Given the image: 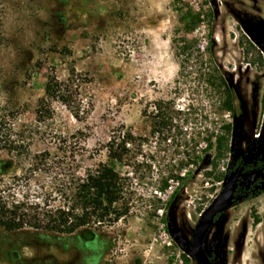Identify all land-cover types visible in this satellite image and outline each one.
<instances>
[{
    "label": "rangeland",
    "instance_id": "374dc122",
    "mask_svg": "<svg viewBox=\"0 0 264 264\" xmlns=\"http://www.w3.org/2000/svg\"><path fill=\"white\" fill-rule=\"evenodd\" d=\"M72 69L80 81L70 104L39 107L48 74L64 80ZM263 86L264 0H0V119L4 138L18 141L13 151L0 145V169L12 167L1 182L35 199L52 190L51 174L28 167L84 175L107 162L126 183L116 206L130 207L94 242L0 229V264H187L184 254L196 264L170 229L191 240L229 165L257 139ZM230 93L245 113L236 152L233 110L220 109ZM164 116L172 120L159 125ZM126 133L128 152L109 159L106 143ZM205 245L213 264H264V194L226 210Z\"/></svg>",
    "mask_w": 264,
    "mask_h": 264
},
{
    "label": "trees",
    "instance_id": "16d2710c",
    "mask_svg": "<svg viewBox=\"0 0 264 264\" xmlns=\"http://www.w3.org/2000/svg\"><path fill=\"white\" fill-rule=\"evenodd\" d=\"M197 24L193 19L192 27ZM79 74L72 69L68 78L61 80L51 72L47 76L45 94L38 99L39 107H43L51 100H61L66 105L70 104L73 87L80 81ZM220 85L226 86V81L220 77ZM231 93L228 99L223 100L221 110H233ZM38 112L40 108H38ZM76 116H78L76 114ZM172 118L164 116L159 125H168ZM3 119H0V145L4 141L9 142V151L18 148V141L10 137L4 138ZM224 129L230 131L231 125H224ZM132 141L130 133L122 138L112 136L106 143L109 159L120 161L128 152V144ZM227 144L226 135L217 137V149L220 154ZM2 146V145H1ZM6 146V145H5ZM208 146H214L212 139ZM201 162L207 161V157L199 156ZM12 167H2L0 173L8 171ZM254 168V167H253ZM32 176L51 174V191L40 189L35 199L30 197L29 190H23L22 195L16 196L11 186L0 180V229L16 231L33 229L53 233V235L78 234L86 242H94L97 239L98 230L105 224H114L122 217L128 215L130 207L126 203L117 207V203L124 200L126 183L120 173L107 162H101L94 169H87L84 175H80L73 168L64 171L62 167H28ZM256 171V168H254ZM257 177L254 181H257ZM29 180V179H28ZM260 189L255 196L263 192ZM60 194L61 198H58ZM187 264H195L184 254Z\"/></svg>",
    "mask_w": 264,
    "mask_h": 264
},
{
    "label": "water",
    "instance_id": "95a60500",
    "mask_svg": "<svg viewBox=\"0 0 264 264\" xmlns=\"http://www.w3.org/2000/svg\"><path fill=\"white\" fill-rule=\"evenodd\" d=\"M243 114L235 117L233 127V141L238 128L243 127ZM244 167L231 171L225 178L224 185L219 194L214 198L211 204L204 209L200 218L193 230L191 240H188L183 233L177 228H171V234L178 241L180 246L192 256L196 264H212L209 252L206 248V240L211 231V228L216 222L217 215L224 213L236 203L235 191L239 184V178L242 175Z\"/></svg>",
    "mask_w": 264,
    "mask_h": 264
},
{
    "label": "flooded vegetation",
    "instance_id": "af4514ba",
    "mask_svg": "<svg viewBox=\"0 0 264 264\" xmlns=\"http://www.w3.org/2000/svg\"><path fill=\"white\" fill-rule=\"evenodd\" d=\"M232 89L236 94L239 91L238 83L237 82L234 83V80H232ZM260 90L261 87L259 86L254 87L253 90L254 96L252 101L253 104L255 105L258 104L259 102L258 94ZM233 114H234V119L237 115L243 114L244 116L243 126H244L245 113L243 112V108L241 106H239L238 108L237 107L234 108ZM258 127H259L258 128L259 133L257 135V139H255L254 142L247 145L248 147L246 150H244V153L240 155H236L233 162L229 165L228 174L233 170H237L241 167H244L242 175L239 178L238 187L235 191L236 203L234 205L238 204L239 202L253 200L264 194V190H263V192H261L260 194H257L255 196H250V194L252 193L254 194L260 189H264V114L261 123H259ZM236 136H237V131H236ZM236 136L234 138L233 147L231 142V149L235 152H236L235 150ZM232 141H233V132H232ZM253 167L256 168V171L254 170ZM257 177H259V179L257 181H254ZM222 214L223 213L217 215L215 220L217 221V219ZM210 257L213 264L212 256L210 255Z\"/></svg>",
    "mask_w": 264,
    "mask_h": 264
}]
</instances>
